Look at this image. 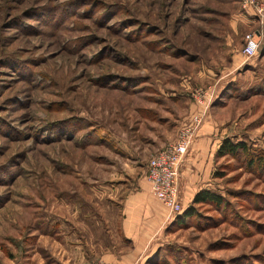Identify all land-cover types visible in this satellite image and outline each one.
Instances as JSON below:
<instances>
[{"label": "rangeland", "instance_id": "1", "mask_svg": "<svg viewBox=\"0 0 264 264\" xmlns=\"http://www.w3.org/2000/svg\"><path fill=\"white\" fill-rule=\"evenodd\" d=\"M246 11L0 0V264H99L118 248L126 185L206 106L213 141L251 157L214 158L209 189L224 206L195 205L140 264H264V47L241 51L264 18L250 7L246 23Z\"/></svg>", "mask_w": 264, "mask_h": 264}, {"label": "crops", "instance_id": "2", "mask_svg": "<svg viewBox=\"0 0 264 264\" xmlns=\"http://www.w3.org/2000/svg\"><path fill=\"white\" fill-rule=\"evenodd\" d=\"M248 10L241 13L246 23L254 21L253 12ZM254 32L260 39L264 38V32L263 36L257 29ZM205 118L198 129V138L190 147L180 169L179 193L183 207L191 202L198 190L210 188L214 154L218 145L212 138L216 131V122L210 117ZM148 161L145 175L136 177L134 182L126 185L117 229L119 233L116 247L118 248L98 255V260L104 264H140L146 259L150 248L158 245L164 238L162 235L171 222L165 205L150 191L147 178Z\"/></svg>", "mask_w": 264, "mask_h": 264}, {"label": "built area", "instance_id": "3", "mask_svg": "<svg viewBox=\"0 0 264 264\" xmlns=\"http://www.w3.org/2000/svg\"><path fill=\"white\" fill-rule=\"evenodd\" d=\"M243 8H255L259 19L264 18V2L257 4L255 0H242ZM245 59H251L258 52V40L255 32H248L244 36L241 49ZM200 103L204 99H199ZM207 112V106L202 113L194 115L189 123L182 126L176 141L164 149L159 150L148 161L147 178L150 191L154 197L161 201L168 210V219L172 220L182 210L179 193V176L181 166L186 155L194 143L196 133L200 128ZM99 264H104L100 262Z\"/></svg>", "mask_w": 264, "mask_h": 264}, {"label": "trees", "instance_id": "4", "mask_svg": "<svg viewBox=\"0 0 264 264\" xmlns=\"http://www.w3.org/2000/svg\"><path fill=\"white\" fill-rule=\"evenodd\" d=\"M255 36H256V39L258 40V50H259L260 47H262L261 44H263V47H264V41L263 39H260V37L257 36L256 33H255ZM263 50H261V53L263 52ZM241 154H246L247 156H250V153L245 143L241 141H234L229 137H225L222 139L219 146L217 147L215 154H214V158H220V157L227 156V155L236 158L240 156ZM260 161L261 159L256 160V158H254L253 161L251 162L256 163ZM220 175H221L220 172L213 173V177H220ZM197 204H208V205L215 206L216 208L218 207L221 208L225 204V199L223 198V196L210 190L209 188H202L198 190L194 194L191 202L186 207L182 206L181 212L174 218V220H172L167 225L165 231L167 232L169 225L172 222L181 224L187 218H190L193 215H195L196 211H195L194 206Z\"/></svg>", "mask_w": 264, "mask_h": 264}]
</instances>
